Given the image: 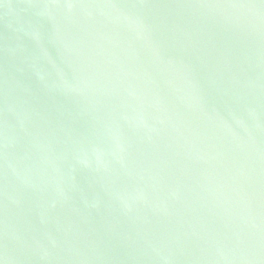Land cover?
<instances>
[{
    "label": "water",
    "instance_id": "water-1",
    "mask_svg": "<svg viewBox=\"0 0 264 264\" xmlns=\"http://www.w3.org/2000/svg\"><path fill=\"white\" fill-rule=\"evenodd\" d=\"M0 264H264V0H0Z\"/></svg>",
    "mask_w": 264,
    "mask_h": 264
}]
</instances>
